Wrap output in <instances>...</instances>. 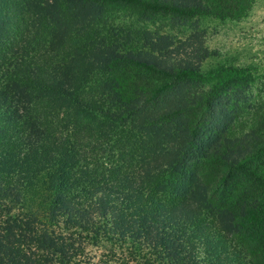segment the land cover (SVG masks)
<instances>
[{
    "label": "trees",
    "instance_id": "16d2710c",
    "mask_svg": "<svg viewBox=\"0 0 264 264\" xmlns=\"http://www.w3.org/2000/svg\"><path fill=\"white\" fill-rule=\"evenodd\" d=\"M254 1L0 0V264H264V90L217 122L252 75L201 74L121 21Z\"/></svg>",
    "mask_w": 264,
    "mask_h": 264
},
{
    "label": "rangeland",
    "instance_id": "374dc122",
    "mask_svg": "<svg viewBox=\"0 0 264 264\" xmlns=\"http://www.w3.org/2000/svg\"><path fill=\"white\" fill-rule=\"evenodd\" d=\"M121 21L124 22V27L131 29L133 33L137 32L139 46H144V40L141 42L143 35L147 39L164 37L160 48L170 46L173 58L181 59L189 68L198 69L201 74L207 76L224 66L246 69L252 75V82L248 87L240 91L233 87L220 95L213 116L217 122L227 108L236 103L242 105L241 100L245 99L252 103L263 95L264 0H255L246 16L237 20L220 21L203 17L187 23H174L169 18L138 22L124 18ZM215 72L212 73L213 76ZM219 81V77H215L197 85L187 82L183 93L203 96ZM251 118V108H241L234 121L233 132L238 134L240 129L244 132L250 130ZM44 179L40 183H49L53 180V175L47 173Z\"/></svg>",
    "mask_w": 264,
    "mask_h": 264
}]
</instances>
